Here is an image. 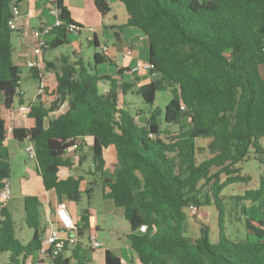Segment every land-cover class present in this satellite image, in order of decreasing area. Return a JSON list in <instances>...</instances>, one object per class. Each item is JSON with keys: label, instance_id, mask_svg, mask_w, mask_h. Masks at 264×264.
Masks as SVG:
<instances>
[{"label": "trees", "instance_id": "obj_1", "mask_svg": "<svg viewBox=\"0 0 264 264\" xmlns=\"http://www.w3.org/2000/svg\"><path fill=\"white\" fill-rule=\"evenodd\" d=\"M21 1L0 0V188L11 173L6 143L26 140L33 145L45 190L75 204L83 193L89 198L91 182L82 189V176L58 173L70 165L67 140L89 135L90 173H100L103 196L122 210L130 227L126 237L140 264H264V177L256 189L233 197L249 202L240 207L238 217L243 240L221 234L220 198L226 186L249 180L241 175L243 163L264 164V0H119L128 15L124 27L137 28L147 39L151 68L131 80L125 73L132 64L116 69L120 79L97 77L80 59L61 55L59 68L53 61L45 66L56 75L51 99L36 105L23 99L11 42L17 29L8 25ZM48 1L61 9V24L47 38L46 48H54L68 43V35L80 33L82 26L71 18L65 0ZM94 6L103 16L110 10L107 0H94ZM91 43L98 46L96 40ZM92 58V68L114 64L100 51ZM29 73L40 79L35 67ZM102 79L107 86L99 92ZM134 84L145 104L152 105L156 92L163 90H169L170 100L162 109L132 113L124 95ZM15 102L30 106L29 128L14 125ZM108 150L116 163L105 158ZM206 185L210 195L201 199L200 189ZM211 198L218 210L217 240L210 242L204 225L198 236H188L185 207L210 205ZM39 205L37 196H23V223L33 233L22 242L19 223L8 203L0 201V264H26L38 251L46 232ZM89 218L90 212L83 210L75 222L77 244L55 255L46 253L51 264H95L90 257L94 249L83 239ZM142 224L144 232L138 231ZM104 264L122 260L105 248Z\"/></svg>", "mask_w": 264, "mask_h": 264}, {"label": "rangeland", "instance_id": "obj_2", "mask_svg": "<svg viewBox=\"0 0 264 264\" xmlns=\"http://www.w3.org/2000/svg\"><path fill=\"white\" fill-rule=\"evenodd\" d=\"M72 1H77L79 4L83 2V0ZM85 2L91 3V7L94 8L93 1L88 0ZM108 3L110 6V11L108 13L109 18H106V20L110 19L111 23L109 26L105 27V32L102 28L98 31L100 45L94 46L91 41H88L86 38L87 35H90V37L92 38L93 29H91V26H82V29L80 31L81 33H71L68 35V43L59 45L54 48H48V50L46 51V57L52 58L53 55L59 56L60 54L72 55V53L75 52V54L78 56V59L82 61L84 66L87 69L91 68V71L97 77H100L101 73L108 72L109 70H111L110 65L106 62L98 63L95 68H92V52L100 51V46L104 44L110 47L116 45V40L114 37L115 34L110 30V26L114 23L124 25L127 22L128 15L124 5L119 0L108 1ZM48 13L49 12H47V14ZM114 28H117L116 30H118V32H122L121 34L124 36L126 35V32L128 30L127 26H119V28ZM124 46V44L122 46L120 45V50H124ZM121 56L120 54L117 56L120 63H122L123 61ZM124 60L126 62L125 66L131 63V57L127 59L125 58ZM21 70L22 71L20 72V89L25 92V99L30 100L35 96L36 89L39 86V81L36 78L27 76L26 68L22 67ZM261 71H264V65L261 67ZM137 76L140 78L142 77L140 73H125V79L127 80H131L132 78H135ZM103 81L104 79L99 80L98 82L99 92H103L105 89V82ZM137 88L138 84H134L132 87V92H129L124 95V100L126 102H129L128 104L132 113H134L135 109H142L143 114H147V111L150 108L162 109L168 103L171 97L169 90L157 91L153 104L148 105L145 104L140 95L136 93ZM14 106H18L16 102ZM159 118H162V114L159 115ZM137 121L141 123V118H138ZM182 123H185V119L182 120ZM170 128L171 130H173V132L178 131V125H172ZM28 143L29 142L26 140H9L6 143L10 152L9 161L11 165V173L8 179L11 188V198L8 204H10V210L14 215V220L17 222V224L21 219L18 208L20 206L22 209L23 196L30 195L25 193L26 191L24 189V192L22 193L20 181L22 182L23 178H26L23 174V168L26 167L30 169H35V159L29 157L28 152L26 150V146ZM81 145L79 146V148L72 150L69 153L70 157H73V159H77ZM90 157L91 155L87 153L82 156V160L79 163L81 165L80 168L84 170L90 169L93 171L94 165H91L92 160ZM79 171H81V169H79ZM241 175L248 176L249 180L247 182H240L228 185L220 192V198L223 203L224 209V229L221 230V234L235 241L243 240L245 238V230L239 222L238 217L240 215V207L242 205H247L249 202L245 200H240L238 202L233 197L235 195H243L246 190L256 189L258 187L260 179L264 177V164L259 163L256 160H249L242 164ZM89 176H91L92 183V192L90 197L87 198L86 194L83 193L79 202L77 204H72V207L76 210V214H82L83 210H88L90 212V218L88 219L90 230L86 231L83 239L84 241L87 240L88 233L91 231L95 233L97 240L101 243L100 248H97L93 251V253H90V257L93 259L95 264H103V248L106 247L107 249L111 248L116 253L122 254L127 258L130 257L131 259H133V264H137L135 253L132 250L128 249L125 241V233L130 230L129 223L124 218L123 214L118 213L119 209L114 205L113 201L110 198H106L103 196V181L100 173L98 172ZM200 191L201 192L199 197L201 199L204 198L205 194L210 195L209 186L207 185L203 186ZM212 200L213 199L211 198V202ZM197 207L198 210L196 214H191L189 212L188 205L184 209L186 213V234L191 237H194L195 235L198 236L200 233L199 229L204 225L208 229V237L210 242H215L219 233L217 223L218 210L215 208L213 202L210 205H197ZM46 223L47 222H44L45 226ZM55 226L58 227V225ZM32 233L33 230L31 228H28L24 224L23 230L21 231L20 229V231H18V237L22 242H26L27 237L30 238ZM81 245L84 247L88 246V244L85 243ZM44 260H47V263H50L49 258L44 257L43 261Z\"/></svg>", "mask_w": 264, "mask_h": 264}, {"label": "crops", "instance_id": "obj_3", "mask_svg": "<svg viewBox=\"0 0 264 264\" xmlns=\"http://www.w3.org/2000/svg\"><path fill=\"white\" fill-rule=\"evenodd\" d=\"M88 0H83L81 4H79L77 1H72V0H65V4L67 5V8L69 10V14L71 18L73 19L74 22L80 24L81 26L85 27H90L93 29V34L92 38L90 35H87L86 38L88 41H94L96 40L98 45H100V40L98 37V31L102 28L105 32V27L110 25V19L108 16V13L106 15H101L97 9L91 7V3L85 2ZM93 1L94 4V0ZM107 1H115V0H107ZM51 6L50 2L48 0H23L18 4V9H19V16L16 17L15 21L18 27H23V28H35V27H40L43 25H50L52 24V19L53 17L51 15H48V9ZM110 11V10H109ZM115 19V18H114ZM36 22V23H35ZM126 24V23H125ZM124 24V25H125ZM122 24H111L110 30L115 34V40H116V45L110 47L107 46L108 48V53L107 55L111 58L113 61V65H110L111 70L108 72H103V74H109L115 79H120V76L115 73L117 68H125L127 66H130L135 59H140V60H147L148 59V45H147V39L146 37L135 27H128V30L126 32V35H122V32H118L116 30L119 26H123ZM93 27V28H92ZM116 30V31H115ZM81 33V32H80ZM51 35V34H50ZM49 35V36H50ZM48 36V38H49ZM11 42L13 45L14 49V58L15 62L20 66V71L22 67L27 69V76L32 77V75L29 73V62L30 61H39V65L36 69L40 70L41 73L39 81V86L36 89L35 96L28 100L25 99V92L21 90L23 93V99L25 103H30L32 105H36L37 103H48L51 99L50 97V92L55 86L56 82V75L55 71L53 69L46 70L45 66L47 61H53L56 67L61 66L60 62V56L65 55V54H60L59 56L53 55L52 58H47L46 57V51L48 48L43 49L41 52V55L38 57L33 53V45L34 41L33 38L30 34L24 35L21 33V31L18 29L12 34ZM74 44V42H73ZM125 45L124 50H120L119 46ZM101 47V46H100ZM127 49H131L133 51L132 56H131V63L127 66L125 62V58H130V57H123L121 56L124 51ZM92 52V56L93 53ZM97 52V51H96ZM99 52V51H98ZM122 57V63H120L118 59V55ZM69 55V54H67ZM78 56L75 54V52L72 53L71 56V61L76 60ZM124 62V63H123ZM33 78V77H32ZM105 82V89H106V81ZM42 88H41V86ZM104 89V90H105ZM28 106V105H27ZM30 107V106H29ZM12 117L16 120L14 125H22L27 128H29L32 125V121L28 117V113L23 111L20 106H14L13 112H12ZM7 145V144H6ZM91 145H92V137L89 135H86L84 137V141L80 147L79 155L77 159H73V157H70L69 153L72 151L71 149H68L66 152V156L70 160V165L68 167H62L59 169V176L60 177H66L68 175L77 177V176H82L83 179L81 181V188L85 189L86 186L88 185L89 182H91V175L90 172L92 170H84L80 168V162L82 160V156H84L86 153L91 155ZM10 153V152H9ZM91 158V157H90ZM105 158L109 163H116V157L115 155L111 152V150H108L105 152ZM91 165H93L91 161ZM81 169V171H79ZM23 174L24 177L22 182L20 181L21 184V189L22 193L24 190L26 191L25 193L30 194V195H35L38 197L40 205H39V219L44 223H46L45 228H48L49 222H52V224L59 225V219H58V214H57V208L59 205H64L69 213L71 214L73 220L75 222H78V217L80 214H76V210L72 207L73 202L70 200L63 198V197H58L53 190H45L41 181V177L39 176L37 169H36V162H35V169H30V168H23ZM24 189V190H23ZM23 195V194H22ZM9 209H10V204H8ZM19 213H20V220H19V231L23 230L24 224H23V206L22 209L19 206L18 208ZM11 211V210H10ZM118 213L122 214V210L119 209ZM58 223V224H56ZM90 230V229H89ZM200 230V229H199ZM91 232V231H90ZM89 232V233H90ZM95 232V230H94ZM129 231L125 233V237ZM93 233V232H91ZM195 235L194 237H196ZM29 238L27 237V240ZM26 240V241H27ZM126 246L128 249L132 250L129 245V241L126 237ZM106 248V247H105ZM103 248V264H104V250ZM112 250L111 248H108ZM116 255H118L122 261L129 262L133 264V259L130 257L123 256L122 254L116 253L114 250H112ZM130 258V260H129ZM137 259V257H136ZM95 263V262H94ZM42 264H51L47 263V260H44ZM137 264H140L138 259H137Z\"/></svg>", "mask_w": 264, "mask_h": 264}, {"label": "built area", "instance_id": "obj_4", "mask_svg": "<svg viewBox=\"0 0 264 264\" xmlns=\"http://www.w3.org/2000/svg\"><path fill=\"white\" fill-rule=\"evenodd\" d=\"M49 14L53 17V22L50 25H43L35 28H23L18 27L16 24V17L19 16L20 12L18 7H13L12 9V18L8 20V25L12 29H19L22 34L27 35L30 34L33 38V53L38 57L41 55L43 49L47 47V38L52 33L55 27H58L61 24L59 20V11L56 5L51 4L48 9ZM100 52L103 54L108 53V48L106 45H102L100 47ZM133 51L131 49H127L122 53L123 57H131ZM39 65V61H30L29 66L37 68ZM151 68L149 61H144L140 59H135L132 65L129 67L130 72L140 73L143 71H147ZM41 86V85H40ZM42 88V86H41ZM23 111L26 113L29 112L30 107L27 105L20 106ZM71 146L68 149L75 150L79 148V146L83 143L84 138L81 137H71L67 140ZM26 150L28 152L29 157L35 158V152L33 149V145L28 143L26 146ZM11 197V188L8 179H4L2 181V186L0 188V201L3 204L8 203ZM189 212L191 214H196L198 207L195 204L188 205ZM57 214L59 219L58 227L54 226L52 222H49L48 228L42 238L40 243V247L36 254L26 260V264H42L44 257H46V253L50 250L53 255L57 254L59 251H62L64 248H72L75 244L78 243L79 238L77 235V226L75 221L73 220L71 214L67 210L64 205H59L57 208ZM146 229L145 225H140L138 227V231L144 232ZM88 244L94 250L100 248L101 243L97 240L95 233L88 234ZM122 264H131L126 261H122Z\"/></svg>", "mask_w": 264, "mask_h": 264}, {"label": "water", "instance_id": "obj_5", "mask_svg": "<svg viewBox=\"0 0 264 264\" xmlns=\"http://www.w3.org/2000/svg\"><path fill=\"white\" fill-rule=\"evenodd\" d=\"M59 13L61 12V9L58 8Z\"/></svg>", "mask_w": 264, "mask_h": 264}]
</instances>
